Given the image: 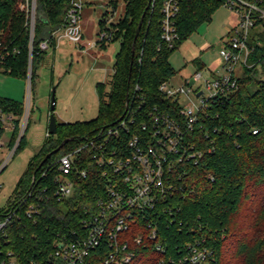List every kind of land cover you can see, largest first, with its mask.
Listing matches in <instances>:
<instances>
[{"label":"trees","instance_id":"1","mask_svg":"<svg viewBox=\"0 0 264 264\" xmlns=\"http://www.w3.org/2000/svg\"><path fill=\"white\" fill-rule=\"evenodd\" d=\"M21 1L0 0V71L26 81L31 61L32 85L47 53L39 49V44L62 27L68 2L37 0L34 38L30 40L26 16L19 9ZM162 2L155 0L152 9L150 0H124L123 18L109 28L105 15L99 21L98 34H111L104 42H119L108 101L103 99L105 84H97V117L87 122L57 123L56 134L46 136L42 147L29 160L10 206H16L30 191L34 177L33 193L38 195L46 189L44 198L38 200L41 215L28 219L21 209L19 221L9 227L4 244L23 261L35 259L43 263L56 239L70 237L72 230L80 231L82 220L94 210L97 199L105 196L102 170L96 165L93 152L86 151L81 154L77 170L86 169L87 178L72 173V196L58 200L57 161L62 155L80 147L86 138L116 125L128 113L133 123L127 122L128 129L121 132L123 142L118 145H125L134 136L145 137L149 132L143 131L142 125L151 126L152 113L178 117L177 102L166 99L159 91L160 85L176 74L169 58L202 24L210 22L222 1L183 0L175 21L177 38L171 45L162 39ZM144 13L133 52L135 32ZM248 45L254 48L248 58L253 66L242 69L238 90L223 104L211 105L190 138L197 143V149L203 150L202 156L196 164L185 159L176 164L175 192L167 203L174 216L162 212L159 220V240L174 257L188 244L199 243L212 252L211 264H264V78H258L257 69L261 65L264 73L263 20L251 29ZM49 47H56L54 38L49 40ZM193 63L199 70L204 67L198 59ZM0 106L17 115L15 136L24 105L0 99ZM26 133L18 150L23 148ZM66 139L72 141L43 162ZM140 256L147 264L156 254L146 249Z\"/></svg>","mask_w":264,"mask_h":264},{"label":"built area","instance_id":"2","mask_svg":"<svg viewBox=\"0 0 264 264\" xmlns=\"http://www.w3.org/2000/svg\"><path fill=\"white\" fill-rule=\"evenodd\" d=\"M183 0H163L161 5L162 39L172 44L177 38L175 21ZM225 7L237 15V23L229 27L226 41L219 50L220 67L208 69L206 75L196 71L183 84L169 82L159 87L166 99L177 102L178 117L152 113L151 126L142 125L145 137L134 136L123 144L121 132L133 123L130 113L116 125L102 130L92 138H86L75 150L62 155L57 161L59 176L55 197L58 200L72 196V173L87 178V170H77L81 154H94L95 163L102 170L105 180V196L97 199L94 210L82 220L80 231H71L70 237H58L53 249L42 263L35 259L23 261L8 249L7 231L14 221H19V211L24 209L28 219L41 215L38 200L32 188L20 202L11 208L10 202L0 207V264H146L142 251L152 250L156 256L147 264H211L212 252L205 246L188 244L179 255L169 253L159 240L160 218L174 216L167 203L174 195V170L184 159L195 164L203 154L190 138L201 119L206 118L211 105H221L239 88V71L248 67V58L254 51L248 45L250 31L258 21H264V0H221ZM68 7L61 28L50 33L39 44L41 51H48L49 40H67L79 44L83 36V9L85 0H67ZM155 0H150L154 8ZM37 0H22L19 9L26 16L30 40L34 38L37 18ZM111 38L109 33L98 34L99 42ZM31 61L27 82L31 87ZM138 91L139 88L137 87ZM185 98L183 103L180 98ZM193 97V98H192ZM195 98V100H194ZM24 105L19 119V130L14 136L16 114L0 106V175L17 153L21 139L28 129L30 98ZM202 127V126H201ZM257 131H253L256 134ZM48 136V134H47ZM189 137L190 140L186 138ZM114 144L110 147V144ZM211 149H208V152ZM44 173L42 177H44ZM35 183V181H34ZM1 189V185H0ZM169 253V254H167Z\"/></svg>","mask_w":264,"mask_h":264},{"label":"rangeland","instance_id":"3","mask_svg":"<svg viewBox=\"0 0 264 264\" xmlns=\"http://www.w3.org/2000/svg\"><path fill=\"white\" fill-rule=\"evenodd\" d=\"M84 11L82 24L85 50L67 40H59L55 50L47 51L30 88L27 80L23 81L0 71V99L25 104L28 96L30 98L25 143L0 175V207H4L12 200L27 170L29 160L44 144L48 134L53 89L56 100L54 116L57 123L87 122L95 119L99 103L97 83L105 84L103 99L105 102L108 101L119 42L108 43L105 49L99 45L96 47L95 42L98 38L96 33L98 23L104 15L108 28L123 18L124 0H116L115 4L111 3V0H85ZM237 21L235 13L225 7L218 8L210 22L202 24L171 54L169 63L176 74L169 83L183 84L196 71L206 75L208 69L219 68L221 61L218 52L226 41L229 27L235 25ZM194 59H198L204 65L203 69L199 70L193 63ZM252 66L248 63L246 68ZM257 69L258 78L263 79L262 66L258 65ZM242 73L241 69L239 76ZM255 87L252 86L253 89ZM184 100L185 98L181 97L179 103H183Z\"/></svg>","mask_w":264,"mask_h":264},{"label":"water","instance_id":"4","mask_svg":"<svg viewBox=\"0 0 264 264\" xmlns=\"http://www.w3.org/2000/svg\"><path fill=\"white\" fill-rule=\"evenodd\" d=\"M144 16H145V13L142 15L141 20H140L138 27L136 29V32H135V39L133 42V52H134V47H135V40L138 37L141 25L143 23ZM40 19H44V18L41 16ZM55 102H56V100H55V89H53L52 94H51V99H50V115H49V124H48V135H55L56 131H57V121H56V118L54 116ZM70 141H72V139L64 140L58 148L53 150L51 153L47 154V156L45 157L43 162H45L53 153L59 152ZM34 181H35V178L33 177L32 185L34 184Z\"/></svg>","mask_w":264,"mask_h":264},{"label":"crops","instance_id":"5","mask_svg":"<svg viewBox=\"0 0 264 264\" xmlns=\"http://www.w3.org/2000/svg\"><path fill=\"white\" fill-rule=\"evenodd\" d=\"M82 14L84 15L85 14V11H84V9H83V12H82ZM90 14V13H89ZM84 20V19H83ZM82 26H83V24H82ZM98 33H99V28H98V31H97V36H98ZM84 36V35H83ZM83 36H82V40H81V42L78 44V45H75V46H78L80 49H84L85 50V48H86V44L84 43V40H83ZM58 42H59V40L58 41H56V46L58 45ZM99 41L96 39V42H95V46L96 45H99V47H101L102 49H105L106 47H107V45H108V41H106V42H104V43H98ZM92 45H94V44H91V46ZM97 47V46H96ZM56 48V47H55ZM55 48H52L51 50H55ZM55 52V51H54ZM46 56V55H45ZM44 56V57H45ZM44 59V58H43ZM41 63H42V61H41ZM40 63V64H41ZM40 64H39V66H40ZM39 68V67H38ZM97 84H104V83H97Z\"/></svg>","mask_w":264,"mask_h":264}]
</instances>
